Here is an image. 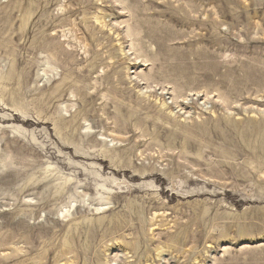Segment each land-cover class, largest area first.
Here are the masks:
<instances>
[{
	"label": "rangeland",
	"instance_id": "obj_1",
	"mask_svg": "<svg viewBox=\"0 0 264 264\" xmlns=\"http://www.w3.org/2000/svg\"><path fill=\"white\" fill-rule=\"evenodd\" d=\"M0 264H264V0H0Z\"/></svg>",
	"mask_w": 264,
	"mask_h": 264
}]
</instances>
